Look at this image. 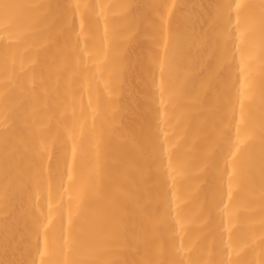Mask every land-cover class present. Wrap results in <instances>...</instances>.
<instances>
[{
	"label": "bare ground",
	"instance_id": "1",
	"mask_svg": "<svg viewBox=\"0 0 264 264\" xmlns=\"http://www.w3.org/2000/svg\"><path fill=\"white\" fill-rule=\"evenodd\" d=\"M0 264H264V0H0Z\"/></svg>",
	"mask_w": 264,
	"mask_h": 264
}]
</instances>
